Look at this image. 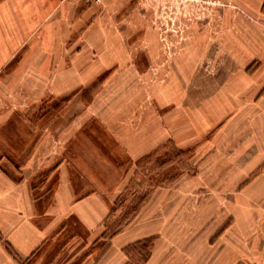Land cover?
Here are the masks:
<instances>
[{"label": "rangeland", "instance_id": "1", "mask_svg": "<svg viewBox=\"0 0 264 264\" xmlns=\"http://www.w3.org/2000/svg\"><path fill=\"white\" fill-rule=\"evenodd\" d=\"M20 134L100 175L124 264H264V0H0Z\"/></svg>", "mask_w": 264, "mask_h": 264}, {"label": "crops", "instance_id": "2", "mask_svg": "<svg viewBox=\"0 0 264 264\" xmlns=\"http://www.w3.org/2000/svg\"><path fill=\"white\" fill-rule=\"evenodd\" d=\"M17 138L23 148L12 140L0 148V264H124L129 231L106 237L113 194L100 175L81 156L59 160Z\"/></svg>", "mask_w": 264, "mask_h": 264}]
</instances>
